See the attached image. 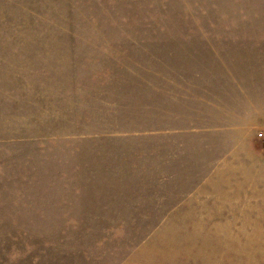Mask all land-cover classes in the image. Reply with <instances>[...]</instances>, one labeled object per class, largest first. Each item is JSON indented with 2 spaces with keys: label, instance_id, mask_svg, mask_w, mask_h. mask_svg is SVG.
<instances>
[{
  "label": "rangeland",
  "instance_id": "1",
  "mask_svg": "<svg viewBox=\"0 0 264 264\" xmlns=\"http://www.w3.org/2000/svg\"><path fill=\"white\" fill-rule=\"evenodd\" d=\"M0 264H264V0H0Z\"/></svg>",
  "mask_w": 264,
  "mask_h": 264
}]
</instances>
